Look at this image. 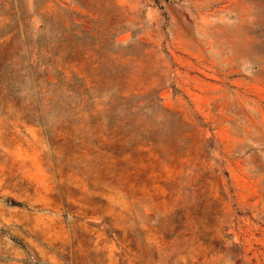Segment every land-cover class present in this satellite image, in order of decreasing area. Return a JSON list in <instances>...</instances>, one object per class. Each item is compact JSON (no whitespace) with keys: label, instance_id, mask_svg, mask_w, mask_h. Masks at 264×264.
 Wrapping results in <instances>:
<instances>
[{"label":"rangeland","instance_id":"obj_1","mask_svg":"<svg viewBox=\"0 0 264 264\" xmlns=\"http://www.w3.org/2000/svg\"><path fill=\"white\" fill-rule=\"evenodd\" d=\"M0 264H264V0H0Z\"/></svg>","mask_w":264,"mask_h":264},{"label":"bare ground","instance_id":"obj_2","mask_svg":"<svg viewBox=\"0 0 264 264\" xmlns=\"http://www.w3.org/2000/svg\"><path fill=\"white\" fill-rule=\"evenodd\" d=\"M211 256V255H210ZM205 258V257H204ZM194 260V259H193Z\"/></svg>","mask_w":264,"mask_h":264}]
</instances>
